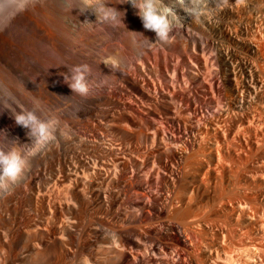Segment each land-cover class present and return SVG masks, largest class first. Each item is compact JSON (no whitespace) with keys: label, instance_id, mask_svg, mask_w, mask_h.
<instances>
[{"label":"bare ground","instance_id":"6f19581e","mask_svg":"<svg viewBox=\"0 0 264 264\" xmlns=\"http://www.w3.org/2000/svg\"><path fill=\"white\" fill-rule=\"evenodd\" d=\"M98 2L0 0V149L27 162L0 186V264H264V191L249 209L222 187L252 151L242 178L264 184V0H164L169 40L151 46L128 0H110L123 24ZM160 50L201 61L182 84ZM84 64L80 95L65 77ZM29 111L54 121L35 155L14 119Z\"/></svg>","mask_w":264,"mask_h":264},{"label":"clouds","instance_id":"9594fccd","mask_svg":"<svg viewBox=\"0 0 264 264\" xmlns=\"http://www.w3.org/2000/svg\"><path fill=\"white\" fill-rule=\"evenodd\" d=\"M124 0H117L116 3H123ZM128 2L137 9L136 14L139 16L142 25L145 29L152 30L155 33V41H149L151 46L154 43H167L169 40V32L171 29L170 16H174V11L169 7L164 0H128ZM28 0H21V9L27 6ZM93 0H86V4L91 7ZM110 0H99L96 7L93 8L96 19L102 22H112L119 20L122 22V15L117 16L118 11L111 6ZM87 9V8H86ZM85 9V10H86ZM135 32V31H130ZM106 65L113 68L118 66V61L114 58H108L103 61ZM89 71L88 66L74 65L70 70L69 76L65 77V82L71 92H76L80 95H86L88 85L85 80L86 73ZM17 124L30 129V134L34 137V150L29 152V155H35V145L43 146L53 137V130L50 127L54 121H41L33 112H18L14 115ZM25 158L16 150L9 149L4 151L0 149V186L6 183L14 182L23 172L26 165Z\"/></svg>","mask_w":264,"mask_h":264},{"label":"rangeland","instance_id":"374dc122","mask_svg":"<svg viewBox=\"0 0 264 264\" xmlns=\"http://www.w3.org/2000/svg\"><path fill=\"white\" fill-rule=\"evenodd\" d=\"M212 51V50H211ZM160 52H162V50H160L159 51V57H160V60H164V62H167V61H171L172 63H175L176 61L175 60H180V62H178L177 61V63H175L176 64V67H175V64H169V62H167L168 63V66L170 67V68H173V69H170V71H173V74H174V76L176 75H178L177 77L179 78V80H181L180 82L183 84V82L185 81H187L186 80V78L188 79V77H189V75L191 76V73H190V71H188V70H194L195 69V63L197 64V61L198 62H200L201 61V59L200 58H197L196 56H194V55H191V56H189V57H187V56H182L183 58V62L181 61L182 59H181V56H176L177 54L175 53V52H173V54H176V55H173V58H174V60H172L173 58H171L170 56L171 55H169V56H167L168 55V53L166 54V52L167 51H165V52H162L163 54H164V56H163V54H160ZM243 53H244V55H246V53H245V51H242ZM211 53H215V51L213 50ZM242 53V54H243ZM171 54V53H170ZM212 54V55H213ZM165 55H166V57H165ZM162 56V57H161ZM175 56V57H174ZM165 57V58H164ZM179 58L180 57V59H177V58ZM195 57H196V59H195ZM162 58H164V59H162ZM176 58V59H175ZM189 58V59H188ZM194 59H195V61L196 62H194ZM165 60H167V61H165ZM191 60V61H190ZM193 61V62H192ZM214 61V65H213V67H216L217 65V60H213ZM215 61H217V62H215ZM170 62V63H171ZM194 63V64H193ZM180 66H179V65ZM172 65V66H171ZM189 65V66H188ZM216 65V66H215ZM192 68V69H191ZM175 69V70H174ZM176 69L178 70V71H176ZM162 70L164 71V73H165V69L164 68H162ZM180 70V71H179ZM175 71V72H174ZM176 73V74H175ZM182 74V75H181ZM205 75V74H204ZM208 77V79H209V77L210 76H208L207 74L205 75V77ZM210 79H212V82H214V84H213V86H214V89H216V91L217 90H221L222 88H220V87H222V84L221 83H219L220 81H219V79H218V77L216 76H214V75H212V77L210 78ZM209 79V80H210ZM218 79V80H217ZM216 82V83H215ZM220 86V87H219ZM217 87H219V88H217ZM263 89H264V87H263ZM222 91V90H221ZM221 91H219V93H217L216 94V96H215V98L216 97H218V99H221V101L223 100V96H222V94H220L221 93ZM263 91V95H264V90H262ZM187 93V92H186ZM186 96H189V94H187ZM221 96V97H220ZM188 98H190V96L188 97ZM217 99V98H216ZM206 100V99H205ZM203 98H201V101H199V103L197 102V104H196V112L197 113H199L200 114V111L201 112H203L202 114L204 115V116H208V114L210 113V111H208L209 110V108L206 106V101H205ZM191 101H193L192 99H191ZM200 109V110H199ZM208 112V113H207ZM256 113H260L259 111H256L255 112V114ZM258 114H256V115H258ZM210 115V114H209ZM254 152H255V154H257V152L256 151H252L251 153H253L254 154ZM251 153H249V154H251ZM248 154V155H249ZM252 154V155H253ZM254 154V155H255ZM247 155V158L245 159V161H246V163H244L243 165L241 164V166H239L240 168H238V170H233L234 172H232V173H230V175H229V177H228V179L226 178V179H224V183H223V185H222V187L224 186L226 189H224L225 191H227L226 193H227V195H225L223 198V200H224V202H226V204L230 201V200H232V199H234V201L235 200H237V201H239V202H241L242 204H244L246 207H251L252 208V205H254V204H257V205H259V203L261 204V199H262V196H261V193L264 191V184L261 182V180L260 179H257L256 178V180H254V182H253V180H251L250 182H247V181H244L243 180V178H242V176H243V174H245V173H247V170H248V168L251 166V165H254L255 163L254 162H256L257 163V161H258V159H257V161H256V155L254 156H252V155H249L248 156ZM253 157V158H252ZM251 159V160H250ZM254 161V162H253ZM248 165V166H247ZM242 167V168H241ZM247 169V170H246ZM237 171V172H236ZM238 174V175H237ZM240 180H239V179ZM238 180V181H237ZM260 180V181H259ZM227 181V182H226ZM238 183V184H237ZM262 183V184H261ZM236 184V185H235ZM237 185H239V186H237ZM256 185V186H255ZM262 185H263V187H262ZM260 186V187H259ZM223 187V188H224ZM257 187V188H256ZM236 189V190H235ZM259 191H258V190ZM217 190V189H216ZM263 190V191H262ZM239 191V192H238ZM261 192V193H260ZM218 191H215V194L214 195H212V197L213 198H211V200L213 201L212 203V207H213V210L215 211V212H217V216L216 217H214L216 220H215V224H214V226H219V227H217V228H221V227H223V229H226L227 227H228V225H227V223H225L224 222V218H223V220H222V218H221V213L219 212V211H221V209H222V207H223V205H225L224 204V202H222V203H220L219 202V198H218ZM247 193H248V195H247ZM253 195V196H252ZM231 196H232V198H231ZM242 196H243V198H242ZM255 196V197H254ZM215 197V198H214ZM217 197V198H216ZM237 197V198H236ZM245 198H246V200H245ZM251 199V200H249V199ZM248 199V200H247ZM229 200V201H228ZM244 202V203H243ZM247 202V203H246ZM249 202V203H248ZM251 208H249V209H251ZM218 213H220V216H218L219 214ZM220 223V224H219ZM195 236V237H194ZM197 238V239H196ZM188 239L189 240H191L192 241V243H195V242H198V236L196 235V234H194L193 232H188ZM191 249H194L193 247H191ZM196 260H194L193 261V264H197V261L195 262ZM195 262V263H194Z\"/></svg>","mask_w":264,"mask_h":264}]
</instances>
